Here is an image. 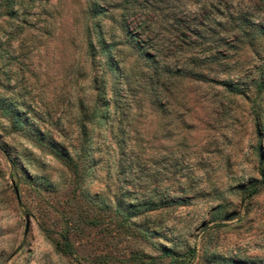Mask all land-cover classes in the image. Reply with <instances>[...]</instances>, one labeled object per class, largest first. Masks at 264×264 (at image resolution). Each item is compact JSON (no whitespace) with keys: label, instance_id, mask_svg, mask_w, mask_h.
I'll use <instances>...</instances> for the list:
<instances>
[{"label":"rangeland","instance_id":"obj_1","mask_svg":"<svg viewBox=\"0 0 264 264\" xmlns=\"http://www.w3.org/2000/svg\"><path fill=\"white\" fill-rule=\"evenodd\" d=\"M129 1L0 0V264H264V0Z\"/></svg>","mask_w":264,"mask_h":264},{"label":"trees","instance_id":"obj_2","mask_svg":"<svg viewBox=\"0 0 264 264\" xmlns=\"http://www.w3.org/2000/svg\"><path fill=\"white\" fill-rule=\"evenodd\" d=\"M126 2L130 3L129 0H126ZM95 8V7H94ZM97 8V7H96ZM96 15L101 14V10L98 8L95 11ZM239 29L241 32H243L245 34V41L247 43H249L250 45H253L254 41L258 38H261L262 40H264V25L262 24H257V23H253L250 26H247L246 23H242L239 26ZM261 75H260V80L257 82L256 87L258 88L259 91H263L264 90V80H263V70H261ZM228 85V87L230 86V84H226ZM70 161V160H67ZM261 173L264 176V168H261ZM257 191L256 186H253L250 189V194H254ZM104 207V206H102ZM105 208L107 210L110 209L109 205L105 206ZM155 205L151 206L150 203H143V204H130L127 205L126 208L123 209L122 205H118L115 209H114V213L117 216H121L122 217V221L120 222V224L122 226H126V225H132V218L140 215L144 212H149V211H153L155 209ZM127 209V210H126ZM145 234L147 235L148 232L146 231ZM63 239H64V243L63 245H60L59 243L57 244L58 249L60 251H63L67 254H73L74 253V248L70 242L69 236L67 234V232L65 234H63ZM196 249L191 248L188 250V252L184 253V254H179L176 252H173L171 250H166L164 256L169 257V263L168 264H189V262L192 261V259H194L196 257ZM214 257L218 258V261L221 264H255L253 262L250 261H246V260H241V259H234V258H227L225 256H216V254L214 255Z\"/></svg>","mask_w":264,"mask_h":264}]
</instances>
